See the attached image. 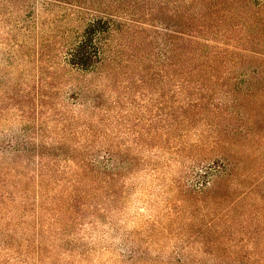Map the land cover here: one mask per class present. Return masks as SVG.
<instances>
[{
	"label": "rangeland",
	"instance_id": "374dc122",
	"mask_svg": "<svg viewBox=\"0 0 264 264\" xmlns=\"http://www.w3.org/2000/svg\"><path fill=\"white\" fill-rule=\"evenodd\" d=\"M66 1L74 5L56 4L73 11L79 10L75 5H90L84 0ZM243 1L213 0L215 16L205 9L197 16L196 5L188 0L105 1L109 9L127 13L130 21L126 22L129 27L111 38L109 55L115 63L102 73L106 91L99 100L102 114L88 122L93 134L125 135L128 141L140 135L143 146L137 147L133 186L123 199L127 212L120 234L129 239L107 237L104 245L116 250L105 252L102 264L116 257V251L130 256L134 246L139 253L153 251V263L158 264H178L176 258L182 259L181 264H264V133L209 135L203 125L204 118L210 117L203 106L211 107V103L216 105L213 115L218 122L264 123V54L242 55L254 47L246 39H262L263 17L253 16ZM96 5L105 8L101 0ZM222 9L230 10L233 18H223ZM47 21L41 18L39 22ZM253 21L258 25L246 27ZM2 29L0 26V235L21 236L33 233L35 219L41 215L39 196L46 184L42 171L46 160L51 162L48 195L56 193L57 103L50 98L44 105L36 84L39 72L51 73L55 67L35 60L33 38L28 40L25 54L15 53L16 60L10 62L11 49L18 48L6 41L5 31L9 30ZM191 33L217 41L213 44L220 55L212 68L203 60L207 50L202 57L190 52L187 40ZM246 47L251 48L246 51ZM197 86L202 88L195 89ZM185 89L195 108L187 120L180 114L183 123L169 132L171 107L181 106ZM46 148L49 160L43 157ZM209 153L231 156L235 169L231 179L219 182L213 203L206 201L205 208L204 197L186 196L187 178L179 189L170 178H178L179 171ZM243 193L247 198L236 204ZM137 213L144 215L141 221L132 217ZM211 217L213 227L204 230L203 220L206 223Z\"/></svg>",
	"mask_w": 264,
	"mask_h": 264
},
{
	"label": "trees",
	"instance_id": "16d2710c",
	"mask_svg": "<svg viewBox=\"0 0 264 264\" xmlns=\"http://www.w3.org/2000/svg\"><path fill=\"white\" fill-rule=\"evenodd\" d=\"M84 1L90 5H75L79 10L73 11L60 8L56 4L63 2L74 5L66 0H0V26L3 27V32L6 28L9 30L5 31L8 36L6 41H13V45L18 48L11 49L10 62L16 60L15 53L25 54V50L29 49L27 42L33 38L35 60L40 64H51L55 67V71L51 73L39 72L36 84L44 105L49 103L50 98L56 100L60 130L53 147L56 193L54 197L48 195L51 162L46 160L42 169L46 184L39 196L42 200L41 215L35 219L33 233L31 230L21 236L0 235V264H102L101 258L107 256L109 251L116 250L115 246L112 249L111 245H104L106 238H127V235L120 234V224L124 223L127 212V203L123 199L133 186L135 167L138 166L136 150L137 147L143 146L142 136L133 135L128 141L125 135H96L93 134L95 131L88 121L102 114V104L99 100L106 94L102 89V73L108 68L113 69L111 66L115 63L114 57L109 55L111 38L129 27L126 22L130 19L126 18L127 13L109 9L105 5L107 0H101L105 8L96 5L98 0ZM188 1L196 5L197 16L204 9L211 16L217 13V5L212 3L213 0ZM243 2L249 5L247 11L253 12V16L260 14L263 17L262 39H246L245 43L253 44L254 47L251 50L247 49L251 47H246L244 49L249 51L242 52L243 57L252 58L256 54H264V0ZM221 12H224L223 18H233L230 10L222 9ZM41 18H47L48 21L40 23ZM254 24L258 25V22L253 21L246 24V27ZM188 35L190 52L196 57H202V51L207 50L203 60L212 68L220 55L218 46L213 44L217 41L203 35L197 36L195 33ZM49 51L55 54L52 55ZM223 51L230 52L226 49ZM175 86L173 84V87ZM201 88L195 87L198 90ZM51 89H55V93L50 92ZM182 94L184 97L179 100L181 106L176 110L170 106L172 118L169 124L166 123L169 132L174 130L176 125L183 123L180 114L187 120L193 113L192 108H195L190 104L192 99L187 90ZM175 102L179 103L177 100ZM183 103L186 106L182 107ZM210 106H203L205 114L209 111L210 115L204 118L205 133H264V123L218 122L213 115L216 105L211 103ZM43 154V157L49 160L51 154L48 148ZM209 154L211 155L203 156L200 161H193L195 164L192 163L179 171L180 177L170 178V181L179 189L182 180L187 178L190 183L187 187L189 190L184 191L186 196L204 197L206 200L202 202L212 204L219 182L231 179L235 164L231 160L232 157L225 153ZM187 168L191 171L186 172ZM257 185L259 181H256ZM190 186H193V189ZM245 196L247 198V193H243L236 204L245 201ZM208 203H205V208H208ZM178 208L181 210V206ZM211 210L212 208L210 213ZM132 217L141 221L144 215L137 213ZM203 223L204 230H209L213 227L215 219L211 217L206 223L203 220ZM203 232V229L200 230V233ZM129 253L131 255L125 257L123 253L116 251V257L111 256L104 264H158L153 263V251L139 253V249L134 246ZM181 260L175 259L178 264H181Z\"/></svg>",
	"mask_w": 264,
	"mask_h": 264
}]
</instances>
